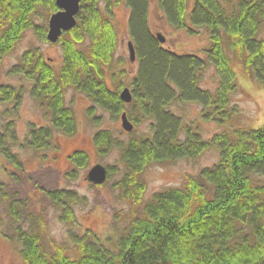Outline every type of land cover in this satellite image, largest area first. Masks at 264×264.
<instances>
[{
    "label": "trees",
    "instance_id": "trees-1",
    "mask_svg": "<svg viewBox=\"0 0 264 264\" xmlns=\"http://www.w3.org/2000/svg\"><path fill=\"white\" fill-rule=\"evenodd\" d=\"M121 1L129 8V34L138 61L130 84L133 99L128 103L120 96L126 87L121 80L125 70L116 68L124 63L116 59L119 35L113 20L114 7ZM152 2L81 0L77 24L57 41L63 48L58 70L38 46L26 50L10 69L30 81V94L49 116V124H30L24 142L13 120L0 123V163L15 182L25 171L16 146L43 151L51 147L55 131L67 136L77 132V117L66 101L70 87L91 100L87 115L95 124L101 123L96 114L100 107L120 119L126 112L135 126L125 143L106 128L93 137L103 155L120 149L124 173L116 184L121 198L141 207L131 211L118 235L103 240L91 230L74 234L70 251L50 239L40 213L25 214L21 199L11 197L0 183V197L10 202V215L17 224L25 264H264V124L221 131L207 139L197 126L185 123L172 110L175 103L195 102L203 106L206 120L227 123L234 118L231 96L238 85L234 58L264 85V0H155L174 28L190 34L198 33L197 28L208 30L210 45L205 56L164 46L152 30ZM58 10L57 0H0V72L6 55L28 31L49 41L50 17ZM209 65L218 78L214 89L201 84ZM23 89L0 83V101L17 107ZM146 120L151 122L152 133L137 134V126ZM211 147L220 152L215 164L197 176H188L182 186L166 187L145 200L147 184L142 174L147 167L195 159ZM70 160L75 166L70 175L75 177L77 168L88 164V153L76 150ZM107 168L109 177L113 170ZM40 188L61 210L60 219L75 223L77 193ZM23 214L32 223L27 228L21 221Z\"/></svg>",
    "mask_w": 264,
    "mask_h": 264
},
{
    "label": "rangeland",
    "instance_id": "rangeland-1",
    "mask_svg": "<svg viewBox=\"0 0 264 264\" xmlns=\"http://www.w3.org/2000/svg\"><path fill=\"white\" fill-rule=\"evenodd\" d=\"M129 8L121 1L114 7L113 20L118 30L119 47L116 59H123L124 63L117 69H124L125 74L121 80L125 86L131 88V81L137 73L138 61H131L128 42L129 34ZM152 30L157 36L161 33L165 37V47L181 53H196L205 56V49L210 45V36L206 28H197L198 33L190 34L185 29H176L168 23L164 13L153 0L150 11ZM264 36V29L261 33ZM38 46L45 57L57 70L63 62V48L60 43L43 41L38 39L33 31H28L16 48L4 58L0 72V83L22 86L23 96L20 104L0 101V123L3 125L10 120L14 121L15 131L24 142L29 134L30 124L38 126L49 124L48 112L29 92L30 81L23 75L13 74L10 69L19 62L22 54L31 47ZM234 66L237 72V88L231 96V107L236 111L234 118L227 123L216 120H206L202 117L203 106L195 102L175 103L172 110L183 117L185 123H193L197 126L204 138H211L221 131H232L237 127H260L264 124V85L255 81L246 73L238 60L234 58ZM106 80L111 87H115L110 74H106ZM218 78L216 70L209 65L202 74L203 87L214 89ZM66 101L75 112L78 121L77 132L67 136L55 131L52 145L43 151L33 148L16 146L15 151L23 162L25 171L20 174L19 182H15L10 171L4 169L0 163V183L5 186L6 192L14 198L21 199L25 214L34 211L40 213L46 220L47 230L57 244L72 247L75 245L74 234H84L91 230L103 240L110 236L118 235L130 217L131 211L140 210L141 207L132 205L121 198V189L116 184L124 173V165L121 161V151L113 148L109 153L101 154L94 144V133L101 128L112 131L119 142H127L129 133L126 132L119 117H113L111 113L96 107V114L101 123L95 124L87 115V109L92 105L87 95L70 87L66 89ZM136 133L148 136L152 133L151 122L144 121L136 128ZM76 150H84L88 153V164L83 168H77L76 176L70 174L75 166L70 160V155ZM220 152L216 147L206 150L198 158H182L170 161L164 165L154 164L147 167L142 174L146 181L147 189L145 200L169 186H182L188 176H197L206 166H212L219 160ZM2 162H5L1 159ZM101 163L110 167L113 172L107 180L101 184H93L87 178L89 170ZM44 188H62L74 190L79 199L74 203L75 223L64 222L60 219L61 210L41 193ZM15 194V196L13 195ZM10 202L0 197V264H25L22 256V244L18 240L15 226L17 225L10 215ZM22 215V224L27 228L30 220Z\"/></svg>",
    "mask_w": 264,
    "mask_h": 264
},
{
    "label": "water",
    "instance_id": "water-1",
    "mask_svg": "<svg viewBox=\"0 0 264 264\" xmlns=\"http://www.w3.org/2000/svg\"><path fill=\"white\" fill-rule=\"evenodd\" d=\"M80 2L81 0H57L59 10L50 17L49 32L47 35L49 41L53 43L59 41L64 31L72 29L77 24L76 16L80 10ZM157 37L162 43L166 40L161 33H157ZM128 47L131 55V61H135L136 50L133 41L130 40L128 42ZM120 96L122 100L127 103L131 102L133 99V95L129 87H124L120 92ZM121 123L126 132H131L135 128L126 112L121 115ZM87 178L93 184L101 185L108 178V168L105 165L98 163L89 170Z\"/></svg>",
    "mask_w": 264,
    "mask_h": 264
},
{
    "label": "bare ground",
    "instance_id": "bare-ground-1",
    "mask_svg": "<svg viewBox=\"0 0 264 264\" xmlns=\"http://www.w3.org/2000/svg\"><path fill=\"white\" fill-rule=\"evenodd\" d=\"M126 87H128V86H126ZM130 88V87H129Z\"/></svg>",
    "mask_w": 264,
    "mask_h": 264
},
{
    "label": "flooded vegetation",
    "instance_id": "flooded-vegetation-1",
    "mask_svg": "<svg viewBox=\"0 0 264 264\" xmlns=\"http://www.w3.org/2000/svg\"><path fill=\"white\" fill-rule=\"evenodd\" d=\"M71 156V155H70Z\"/></svg>",
    "mask_w": 264,
    "mask_h": 264
}]
</instances>
